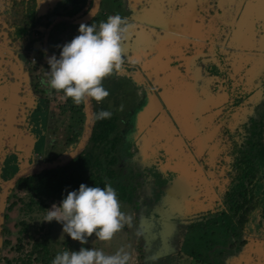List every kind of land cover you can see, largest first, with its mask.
Returning <instances> with one entry per match:
<instances>
[{"label":"rangeland","instance_id":"1","mask_svg":"<svg viewBox=\"0 0 264 264\" xmlns=\"http://www.w3.org/2000/svg\"><path fill=\"white\" fill-rule=\"evenodd\" d=\"M212 1L214 0H165L164 3L170 5V9L174 10L172 11L173 16H168L165 19L151 16L144 20L143 24L137 21L136 15L130 14L129 17H126L131 12L129 9L136 8L137 4H141L147 10L148 15L146 14V16H150V12L157 13L152 8L157 3L160 4L159 0H103L97 19L106 20L109 15L119 14L121 17L125 16L130 24L136 25L123 44L126 56L122 70L103 81L109 96L102 102H110L109 105H112L111 97L114 94L111 96L110 94L117 88L115 82L118 80L121 99L116 106L108 107V111L116 112L122 137V144L118 147L116 154L118 158L116 168L118 171L121 169L122 175L116 184L129 182L127 187L129 192L134 189L133 182L140 184L137 188L135 187L136 200H138L134 207V210L139 208V212H135L130 207L132 204L122 202L118 198L121 210L133 218L131 226L125 225L110 241H101L95 237L87 239V242L82 245L79 241L73 240L72 249L66 250L79 251L81 247L96 248L111 255L123 247L131 256L129 264H191L192 262L194 264L189 255L185 256L178 252L180 242H182L180 238L186 234L191 219H193V226L196 230L203 227L198 219L213 208L214 193L212 181L205 180L201 168L193 161L194 156L190 147L192 146L197 157L203 155L202 149L207 147L205 143L207 135L205 134L213 126L214 129L218 128L216 122L220 120L225 109L226 112L223 116L230 111L233 112L229 120L230 123H228L232 132L236 126L245 123L249 111L244 102L247 96L244 91H252L264 81V18L261 13L259 17L255 10L254 4L257 5L258 0H221L219 1L221 4L217 8L213 6ZM209 5L214 8V11L210 10ZM215 8L222 11L218 17ZM103 9H105V15L102 14ZM180 11H187L186 22H184L186 25L184 26H181L178 20ZM239 15L240 17H238ZM206 18L211 24L209 29L202 23V20ZM96 22V19L92 21V23ZM57 28L60 32L56 34L54 42L50 39L49 49L59 57L61 47L79 35V27L61 24ZM18 35L19 44H23L30 34L22 30ZM23 38L24 41H22ZM159 41L160 43H158ZM58 45L61 47H57ZM210 46L214 52L222 53V55L219 54V57L222 56L221 65L224 64L225 74L220 75L221 79L214 83L215 86L212 88H215L214 92L219 95L216 100L213 96H207L201 103L202 106H196L193 100L188 99L189 93L184 90L182 85L184 81L183 78H180L182 73H178V66H171L165 57L171 58L173 62L176 61L178 65L182 64V68L187 64L192 69L194 68L198 73L193 74L195 81L190 82L201 85L207 80L205 79V76L208 75L205 71L206 63L213 60ZM196 50L200 55L195 53ZM194 54H197V59L193 62V58L190 57ZM129 58L136 59L138 62L133 66L128 62ZM150 59L157 62L154 75L151 74V70H148L151 67L148 68L146 63V60ZM217 62L219 63V61ZM133 68L137 69L133 70ZM160 69H168L167 79L160 80L159 77H155ZM212 69L216 72L214 68ZM130 77L133 80H129ZM143 77L146 78L147 84ZM239 84L243 86L241 95L238 94L240 91H237ZM150 90H154L155 95L150 93ZM41 92L36 96L35 109H29L26 112L25 122L35 139L34 149L40 156H44L45 153L52 152L48 150V147L55 133L56 122L61 114L64 115L69 111V107L65 105L66 108L57 113H55L57 110L49 111V108L43 103L50 97L44 96ZM183 95L189 102L181 104L180 100H185ZM237 95L238 97H236ZM117 101L118 99L116 103ZM240 103L241 105H238ZM121 105H123V110H120ZM177 126L179 130H176ZM56 132L58 136L55 137H60L63 142L64 135L59 134V130ZM197 134L196 145L193 143L188 145L185 140H191L192 136ZM203 135L205 136L203 137ZM208 141H212V139ZM213 146L216 147H213L214 155L206 156L207 163L212 167L214 163L218 162L220 170L218 173L211 168L206 170H208L207 172L212 171L209 175L216 182L223 181L227 184L229 177L226 170L229 169L228 164L232 160L230 148H228V143L221 141L214 143ZM1 147L0 145V150ZM160 149H164L166 154H169L166 159L167 166L173 161L175 166L170 168H179L183 173L181 176L179 175L178 181H175L176 183L174 182L172 188L167 192V199L170 203L168 208H166L167 184L165 178L169 176V173L147 167L148 159ZM175 151L182 155L180 160L174 159L177 156L174 154ZM53 152H63V150L59 145H54ZM29 155V151H26L24 156L22 153L18 155L19 166L23 162L29 165L43 162L42 160L34 161L33 158H29ZM153 162L157 163L158 161ZM11 163L12 167L6 168L4 171L8 175L0 180V186L2 182L9 180L8 176L19 170L15 172L16 167L12 160ZM160 164L161 162H158V165ZM193 174H199L201 179L196 176L194 182ZM150 190L152 193H149ZM122 194L124 195L125 191H122ZM148 207H150L149 211H147ZM48 210L44 211L45 218ZM40 211L42 212H38V214L43 217V210ZM179 218H182L181 223ZM167 224L171 229L169 233L165 231ZM11 226L10 223L9 227ZM208 229H212V227H208ZM239 240H245L246 247L238 252L225 253L220 259L222 264H247L248 260L245 254H254L256 264H264V219L255 213L252 214L245 230L239 236ZM199 243L195 237L193 244L197 246Z\"/></svg>","mask_w":264,"mask_h":264},{"label":"trees","instance_id":"2","mask_svg":"<svg viewBox=\"0 0 264 264\" xmlns=\"http://www.w3.org/2000/svg\"><path fill=\"white\" fill-rule=\"evenodd\" d=\"M70 1L72 9L65 12L68 16L80 11L86 0ZM167 61L172 62L169 59ZM177 66L178 70L182 68L181 65ZM34 67V71L38 69L39 74L48 78L45 68L40 69L39 65ZM212 68L211 63H208L205 71L213 74L215 72ZM38 92H41L39 88ZM117 99V103L112 104L113 107L121 99L120 92ZM244 102L249 114L237 132L238 144L232 149V160L227 172L229 180L223 192H220V201L198 219L203 226L201 229L196 230L191 219L186 234L180 238L182 242L178 252L189 255L194 264H222L220 259L225 253L238 252L246 247V241L239 240V236L245 230L251 215L255 213L264 219V85L263 90L257 91V94L254 91L248 93ZM63 103L69 107V115L65 113L58 117L57 130L62 133L63 124L67 123L64 127V132L67 133L63 143L65 153L74 149L80 141L85 118L83 104L79 108L71 98L65 99ZM101 104L94 108V115L100 110L108 111V107L112 106L106 102ZM115 114L116 112H112L111 118L103 120H96L94 117L92 135L86 147L68 165L27 175L16 182L4 209L0 264H51L57 253L71 250L73 240L63 233L62 224L56 220L45 221L44 211L53 204L59 205L69 191L78 190L81 184L100 188L110 184L116 190L118 198L132 204L130 207L134 210L138 200L135 187L140 184L133 182L134 189L130 192L127 188L129 182L116 184L122 175L121 169L118 171L116 168V154L122 144V137ZM62 154L45 155L43 162H51ZM13 175L14 173L8 178ZM122 191H125L124 195ZM149 209L150 207L147 211ZM40 210H43V217L38 214L42 212ZM134 211L139 212V208ZM195 237L200 242L197 246L193 244ZM93 238L94 234L87 239ZM215 251L217 253L211 255ZM245 255L247 264H256L254 254Z\"/></svg>","mask_w":264,"mask_h":264},{"label":"clouds","instance_id":"3","mask_svg":"<svg viewBox=\"0 0 264 264\" xmlns=\"http://www.w3.org/2000/svg\"><path fill=\"white\" fill-rule=\"evenodd\" d=\"M126 17L109 15L98 24H81L79 35L61 47L60 56L48 59V79L41 84L62 93V99L71 98L81 105L89 99L101 103L109 96L103 81L122 70L125 63L126 39L135 29ZM135 65L138 61L129 58ZM123 110V105L120 106ZM112 112L100 110L96 120L109 119ZM132 216L121 210L116 190L105 184L104 188L81 184L78 190L69 191L59 205L53 204L45 221L56 220L72 240L82 245L95 235L101 241H110L125 225L131 226ZM130 254L121 247L114 254L96 248L81 247L79 251L65 250L57 253L51 264H129Z\"/></svg>","mask_w":264,"mask_h":264},{"label":"crops","instance_id":"4","mask_svg":"<svg viewBox=\"0 0 264 264\" xmlns=\"http://www.w3.org/2000/svg\"><path fill=\"white\" fill-rule=\"evenodd\" d=\"M27 1H29V0H0V40L2 38L3 33H5V34L8 33V34H10V36H12L11 34H13L12 37H14L15 40L18 41V44H19L20 38H19L18 33H20V31H22V30L25 32H28L30 34L29 37L24 41L23 45L19 44V45L23 46V47L22 46L20 47L21 49H27L30 47H32L34 49L33 51L32 50L30 51L31 56L28 59V63H31V59L35 58L37 52H43L44 53L43 45H44L45 33L47 30H49L51 28L52 25H53V27L51 28L48 39H49V41L51 39L52 42H54L53 39L56 38V34L60 32L59 28H57V27H59L61 24H63V25H69L70 24V25H74V26L79 27L81 24L90 25L94 19L97 20L96 24H98L100 22V20L97 19V14L100 12V9H101L100 7H101L102 2H103V0H86L83 8L80 11H78L77 13H75L72 16H68L65 14V12L72 9V2L70 0H30L32 3V7L34 6V8H32L31 10H27L25 8L27 6ZM159 1H160V4L157 3V5L154 8H152V10L157 11L156 14H153V12L149 11L150 16H146L147 10L141 4H137L136 8L129 9L131 11L130 14L136 15L138 17L137 21L141 22L143 24H144V20H146L147 18H149L151 16H159V17H161L160 19H165L168 16H171L172 11H174V10L170 9V5L164 3L165 0H159ZM13 2H15L17 4L16 7L13 5ZM18 2H19V4H18ZM263 2H264V0H258V4L257 5L254 4L255 10L259 14V17H260V13H261L262 17L264 15ZM141 6H142V8L139 10V8ZM85 7L86 8L88 7V9L85 10L84 9ZM91 9H93V13H91ZM27 11H30V12H27ZM104 11H105V9L102 10L103 15H105ZM187 11L191 12L189 10H187ZM187 11H180L179 19L183 18L185 20V16H186L185 14L187 13ZM52 20H54L53 23L51 22ZM147 32H146V34H147ZM148 40H149V38H148ZM42 43H43V45H42ZM161 43H162V41H161ZM210 47H212V46H210ZM40 48L43 51H39ZM47 50L51 56L55 55L57 58H59L57 56L58 54L50 51L49 45H48ZM0 53H1V48H0ZM125 53H126V51H125ZM212 54H214L213 50H212ZM166 59L168 60L170 58L165 57V60ZM46 61H48L47 56H46L45 62L40 63L38 65L40 66V69L45 68V70L48 72L50 70V66H49L48 62L46 63ZM221 61H222V58H221ZM12 62H13L12 64H14L13 65L14 67L13 66L11 67V65L7 61L5 64V66L11 67V70H10V68L8 69L9 75H7L8 76L7 78H9L8 89H11V92H7L5 90L7 88V85L0 86V112H1L0 120H2L3 122L9 123V125L13 127L15 119H16L15 123H18V122H22V121L24 122L25 118H26V114L23 115V117L21 116L22 114L25 113L24 112L25 110L23 107H22V109H20V107H19V105H21V104H19L20 101H19L18 95L20 93L19 92L20 91V84H22L23 81H25V80L27 81V77H26L27 75L23 71V68H22L23 66H21V65L18 66L19 62L17 61V59L16 60L13 59ZM1 63H4L3 60H0V68H3V67H1V65H2ZM146 63L149 66L148 68L151 67L148 70H151V74L154 75L155 74V68L157 67V62L156 61L153 62V59H150V60H146ZM208 63L209 62H207L206 64H208ZM219 65H220L219 72L213 73V74L207 73L208 75L205 76V79H207V80L204 81L201 85H195L194 84L195 82H190L193 80V74L198 73L194 68L192 69L191 66L188 67V66L184 65L185 67H183L182 70L180 69L181 71L178 70V73L179 72L182 73V75H180V78H183L184 82H182V85L184 87V90L189 93V95H187L188 99L193 100V103H196V106H202L203 104H201V103H203L205 97H207V96H213L215 98V100L219 96L218 94H216V92H214L215 88L212 89L215 86L214 83L219 82V79H221L220 75L222 73L225 74L224 64L221 65V63H219ZM35 66H37V65H35ZM181 66H182V64H181ZM34 68L35 67L33 66L31 71H30V78H28L29 81H28L27 86H26L28 91H29V96L31 95L32 99L31 98H29V99H23L22 98L23 102H27L26 105H29L32 102V107L29 109H35L36 102H37L36 96L39 94L38 88L42 91L41 94H43L44 96L48 95V93H47L48 90L50 93L48 95V97H52V95H59V94H60V96L62 95V93H56L54 90H52L49 87H46L45 85L41 84V81H39L40 79H44V80H47V79L44 78L43 74H39L38 69H37V71H34ZM192 71H193V73H192ZM168 75H169L168 69L167 70L160 69V71H158L156 73L155 77L156 78L159 77L160 80H164V79H167L166 77ZM4 79L5 78H3V80ZM187 79H188V81H187ZM193 81H195V80H193ZM35 84H37V85H35ZM32 85H35V87H34L35 89L31 88ZM15 93H16V96L13 95ZM183 97L185 98V95H183ZM4 98H6V101H4ZM28 101H30V102H28ZM90 101H91V99H90ZM180 101H181V104L189 102L186 100V98H185V100H180ZM23 102H22V104H23ZM61 103H63V102H61ZM43 105H45L47 108H49V111H52V112L55 111V109L57 107V106H53V104H51V106L48 107V100H46L45 103H43ZM193 107L195 108V105H193ZM65 108H66L65 104H60V112L62 110H64ZM16 112H17V115H16ZM55 113H57V111ZM66 114H68V111L66 112ZM3 122H2V125H5V123L3 124ZM20 133L21 132L19 131V135H18L19 137L21 136ZM30 137H32V136H30Z\"/></svg>","mask_w":264,"mask_h":264},{"label":"flooded vegetation","instance_id":"5","mask_svg":"<svg viewBox=\"0 0 264 264\" xmlns=\"http://www.w3.org/2000/svg\"><path fill=\"white\" fill-rule=\"evenodd\" d=\"M219 1H221V0L212 1L214 3L213 6L217 8L221 4V3H219ZM18 4H19V2H18ZM13 5L15 7L17 6V4L15 2H13ZM263 5H264V2H263ZM25 8L27 10H31L32 8H34V6L32 7V3H31L30 0L27 1V6ZM209 8H210V10L212 9L214 11V8H211V5H209ZM216 8H215V10L217 11L216 16L218 17V16L221 15L222 11L219 10V9H216ZM195 11L198 13L197 10H195ZM27 12H30V11H27ZM129 15H130V12L128 13V15H126V17H129ZM238 17H240V15ZM238 17L236 16V18H238ZM263 18H264V15H263ZM178 20L180 21L181 26L186 25V23H184V22H186V20H184L183 18H180ZM202 23L208 29L211 28L210 27L211 24L209 23V19L208 18L202 20ZM167 25H169V24H167ZM11 35L13 36V34H11ZM12 36H10V34H8V33L7 34L3 33L2 38L0 40V48H1L0 60H3V62H4V63H1L2 64L1 67H3V68H0V82H1L0 86L7 85V88L5 90L7 92H11V89H8V84H9V81H8L9 78H7L8 77L7 75H9L8 69L10 68V70H11V67L14 65V64H12L13 63L12 60L13 59L14 60L17 59V61L19 62L18 66H20V65L23 66L22 67L23 71L27 75L26 76L27 77V81L25 80L26 82L23 81V83L21 82L22 84H20V91H19L20 93L18 95L19 101H20L19 104H21V105H19V107H20V109H22V107H23L24 110H25L24 111L25 113L22 111L24 114H22L21 116L23 117V115L26 114L28 109L32 107V102H31V104L26 105L27 102H23L22 101V98L23 99H29V98L32 99L31 95L29 96V91H28V89L26 87L27 83L29 81L28 78H30V71H31L33 66L38 65L40 63H44L45 60H46V56L44 55L43 52H37L35 58H33L34 61L31 60V63H28V59L31 56V52L30 51L31 50L33 51L34 49L32 47L27 48V49H21L20 47L23 44L19 45L18 41H16L15 38L12 37ZM48 37H49V35H48ZM198 39H200V38H198ZM22 41H24V38L22 39ZM42 45H43V43H42ZM48 45H49V39L47 38V48H48ZM209 48L211 50V47H209ZM40 49H39V51H43L42 49L41 50ZM197 52L198 51L196 50L195 53H197ZM197 54H199V53H197ZM210 54H212V50L210 51ZM219 54L222 55V53H220V52L219 53L214 52V54L212 56L213 60L211 62H209V63H211L212 67L216 70L215 73H218L219 72V68H220L219 63H221L222 56L219 57ZM169 60H171V58ZM6 61L11 65V67L5 66ZM171 61H172L171 62V66H177L178 65V63L176 61H174V62H173V60H171ZM217 61H219V63ZM47 62L48 61H46V63ZM206 66H207V64H206ZM188 67H190V66H188ZM135 69H137V68H133V70H135ZM213 72H214V70H213ZM206 73H208V72H206ZM142 74L145 75L144 72H142ZM3 78H5V79L3 80ZM44 78L48 79L47 77H44ZM143 79H144V82L147 84L146 78L143 77ZM41 80L42 79H40L39 81H41ZM129 80H133V78L130 77ZM35 85H37V84H35ZM35 85H32L31 88L35 89L34 88ZM263 85H264V81H262V83H261V85L259 87L253 89L252 91H254V94H257V91H259V90L262 91L263 90ZM115 86H117V88L115 89L114 92H112L110 94V96L114 94L111 97L112 104H115L116 100L118 98V92H119V82H118V80L115 82ZM241 90L243 91V86H242V84H239V86L237 87V91H240V92H238V94L243 93V92H241ZM252 91H249V92L244 91V94L247 95L248 93H250ZM47 93H48V95L50 94L49 90H48ZM150 93L155 95L156 92L154 90L153 91L150 90ZM13 95L16 96V93L13 94ZM236 97H238V95ZM64 100L65 99H62L60 97V94L58 96L57 95H52V97H50V99L48 100V107L51 106V104H53V106H57L55 111L57 110V112H59L60 111V104H64V103H61V102H64ZM4 101H6V98H4ZM91 101H92L91 102L92 103V110H94V108L99 107V106L102 105L101 103H96L94 100H91ZM22 102H23V104H22ZM28 102H30V101H28ZM106 103L110 104L109 102H106ZM82 106H83L82 107L83 115H84V118L86 120L85 103H83ZM78 107L80 108V105H78ZM225 112H226V109L223 110L222 114L219 112L221 114V116H220V120L218 122H216V125L218 126L217 129H214L213 128L214 126H213L209 130H207L208 128L206 127L207 132H206L205 135H207V136L203 135V137L205 136V138H206L205 143H206L207 147L202 149L203 150V153H202L203 155L201 157H197L196 154L194 153V149L192 148V146L190 147L191 152L193 153V156H194L193 161L196 162V164H197V166L199 168H201V171L203 173V176L205 177V180H208V181L211 180L212 181V190H213V193H214L212 204H214V205L217 204L220 201V192L221 193L223 192V189L226 187L227 184H225L223 181L222 182H220V181L216 182L214 180V178L210 177L209 173L212 172V171L207 172L208 171V170H206L207 168H211V169H213V171L215 170L217 173L219 172L220 168H219V166L217 164L218 162L214 163L213 166L210 167L208 165V163H207V157L206 156L210 155V154L214 155L213 147L214 148H216V147L213 146V144L217 143L219 141L228 143V148H230V154L232 153V149L234 148V146L236 144H238L237 132H239L240 125L236 126L235 130L232 132L230 130L229 126H228V123H230L229 120H230L231 114L233 112L230 111L227 115L225 114L223 116V114ZM93 113H94V111H93ZM0 114H1V112H0ZM16 115H17V112H16ZM94 117H95V115H94ZM15 120H14V126L13 127L10 126L9 123H6V122H3L2 120H0V145L2 146L1 150H0V161H1L0 162V180L4 179L5 175H8V173L7 172L5 173L4 171H5L6 168L12 167L11 160H12V162L14 163V165L16 167V171L19 169V163L17 162V157L21 153L24 156L25 152L29 151V153H30L29 158L30 157H31V159L33 158L34 161L35 160H40V161L42 160L43 161L45 159V155L48 156V155H52V154H55V153H59V152H55V153L53 152L54 145H59L60 148L63 150V152L65 151V147L63 146L64 141L61 142L60 137L56 138L58 136V134L56 132V131H58L57 128L59 129V125H58L57 122H56V125H55V128H54V132L55 133H54V136H52V142L50 143V145L48 147V150H50L52 152H48V153H45L44 156H42V155L40 156L38 154V152L34 149L35 139L32 136L31 130L28 129V127L26 125V122L22 121V122L15 123ZM2 122H3V124L5 123V125H2ZM54 123H55V121H54ZM66 125H67V123L65 122L63 124V129H62V134L64 135V139L67 138V133L64 132L66 130V129H64V127ZM84 127H85V121H84V126H83V132H84ZM176 130H179L178 126H177ZM19 131L21 132L20 133V135H21L20 137L18 136L19 135ZM83 132H82V135H83ZM59 134H60V132H59ZM82 135H81V137H82ZM30 136H32V137H30ZM197 138H198V134L196 136H192L191 140H185V141H187L188 145L192 144V143L196 145V143L198 141ZM211 139H212V141H208V140H211ZM21 144H23V145H21ZM208 145H210V146H208ZM217 146H218V144H217ZM63 152H60V154H62ZM174 154L177 155V156H175L176 158H174L175 160H180L181 159L182 155L180 153L175 151ZM167 156H169V154H166L164 149L158 150L156 154L152 155L151 158L148 159L149 165L147 167L154 168L157 171H165L164 173H169V176H167L166 178L164 176H162L166 180V184H167L166 191H169L171 186L173 185V183L175 181H178L177 179H178L179 175L181 176V172H180L179 168H176V171H174V172L171 170L170 167L171 166L172 167L175 166L173 161H172V163L170 162L169 166H167V164H166ZM10 158H12V159H10ZM153 161L161 162V164L158 165V162L154 163ZM227 172H228V170H226V173ZM196 176H199L198 179H201V176L199 174H193V181L194 182H195V178L194 177H196ZM168 207L169 206L167 205L166 208H168ZM212 207H213V205H212ZM167 211L169 212V209H167ZM170 214H172V213H170ZM181 219L182 218H179L180 223L182 222ZM167 222L169 224V221H167ZM168 224L165 227V231L167 233H169V231L171 230Z\"/></svg>","mask_w":264,"mask_h":264},{"label":"water","instance_id":"6","mask_svg":"<svg viewBox=\"0 0 264 264\" xmlns=\"http://www.w3.org/2000/svg\"><path fill=\"white\" fill-rule=\"evenodd\" d=\"M84 9L87 10L88 7L87 8L85 7ZM93 9H91V13H93ZM53 21L54 20H52L51 22L53 23ZM52 27H53V25L51 26V28ZM51 28L49 30H47L45 33L44 45H43L44 54L48 57V59L51 57V55L47 50V38H48V35L51 31ZM190 58L191 59L193 58V62H194L197 59V54H194ZM185 66H188V64ZM85 115H86V120H85L84 132H83V135H82L80 141L78 142V144L76 145V147L74 149L70 150L69 152L62 154L61 156H59L58 158H56L55 160H53L51 162H43L40 164H32V165H29L28 163L23 162L19 166V170L11 178H9L8 181L2 182V184L0 186V249L2 246L4 209H5L7 199L9 197L13 187L15 186L16 182L20 178L25 177L27 175L37 174V173L45 171V170H53V169H57V168H62L64 166L68 165L77 156H79L81 154V152L84 150V148L86 147V145H87V143L91 137L92 131H93L94 113L92 110V103H91L90 99L85 103ZM23 144H21V145H23ZM171 170L174 172V171H176V168H173ZM171 188H172V186H171ZM167 192L168 191H166V204L168 205L170 203L167 199Z\"/></svg>","mask_w":264,"mask_h":264},{"label":"built area","instance_id":"7","mask_svg":"<svg viewBox=\"0 0 264 264\" xmlns=\"http://www.w3.org/2000/svg\"><path fill=\"white\" fill-rule=\"evenodd\" d=\"M31 60H32V61H34V59H33V58H32Z\"/></svg>","mask_w":264,"mask_h":264}]
</instances>
